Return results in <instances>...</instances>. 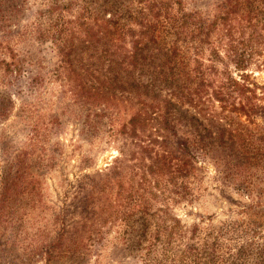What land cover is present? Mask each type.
<instances>
[{"label": "rangeland", "instance_id": "obj_1", "mask_svg": "<svg viewBox=\"0 0 264 264\" xmlns=\"http://www.w3.org/2000/svg\"><path fill=\"white\" fill-rule=\"evenodd\" d=\"M102 1L0 0V37H8L3 43L11 53L0 61L12 63L15 56L23 65L21 74L9 78L0 72V106L5 104L0 116V264H264V165L259 158L264 157V45L247 71L233 70L238 81L247 76L245 82L256 90L257 115L234 112L229 121L213 126V117L230 114L222 112L220 102L190 109L221 142L214 158L201 157L195 175L178 182L187 194H177L167 175L145 181L129 164L117 168L120 152L114 141L135 108L128 96L108 95L92 115L62 93L52 26L63 24L62 14L84 12L94 21ZM111 1L121 25H128L125 16L143 4ZM178 1V13L207 20L217 15L219 0ZM254 3L235 9L234 41L240 48L250 41L252 11L264 8L261 0ZM164 27L163 38L171 43L170 21ZM45 30L51 35L44 40ZM195 67L191 63L192 71ZM9 167L19 169L18 180L2 195ZM99 175L107 183L105 198L117 211L104 221L86 201Z\"/></svg>", "mask_w": 264, "mask_h": 264}, {"label": "trees", "instance_id": "obj_2", "mask_svg": "<svg viewBox=\"0 0 264 264\" xmlns=\"http://www.w3.org/2000/svg\"><path fill=\"white\" fill-rule=\"evenodd\" d=\"M137 1L143 4L136 14L130 11L125 16L130 20L128 25H121L123 18L111 0L102 1L100 12L104 17L100 13L94 21L86 18L84 12L74 17L62 14L63 24L52 26L59 58L57 78L62 93L71 95L92 115L97 114L95 109L104 105L108 95L128 96L125 99L133 101L135 108L114 141L120 152L115 160L117 168L129 164L136 176L145 181L149 176L162 181L167 175L177 194H187L186 190H179L178 182L195 175L201 157L214 158L221 142L214 138L215 132L201 120L200 113L193 114L190 109L206 102H220L222 112L230 114L213 117L209 121L213 126L229 121L234 112L258 114L256 90L245 82L247 76H243V82L238 81L233 70L247 71L253 60L258 62L254 55L264 45V8L252 11L250 41L244 40L240 48L234 41L235 9L240 4L252 7L255 0H219L212 20L197 13H178V6L182 8L178 0ZM261 2L264 4V0ZM67 12L71 14L70 10ZM108 13L113 15L107 19ZM169 21L175 40L166 43L163 32ZM41 33L44 39L50 31ZM4 39L8 37H0V60L10 53ZM14 58L12 63L0 61V72L8 78L9 74L23 71V65ZM191 63L196 66L193 71ZM238 104L242 105L237 107ZM4 106H0V116ZM224 126L219 129L221 135L225 133ZM259 158L264 165V157ZM18 173L19 169L13 172V167L7 168L2 177V195L9 193ZM103 179L99 175L86 199L94 211L98 209L102 221L117 212L105 198L107 183ZM174 222L177 225L176 219ZM170 240L171 236L164 247L169 246Z\"/></svg>", "mask_w": 264, "mask_h": 264}]
</instances>
